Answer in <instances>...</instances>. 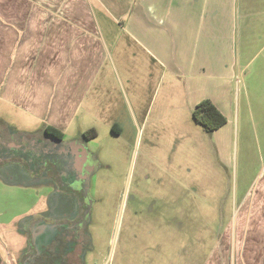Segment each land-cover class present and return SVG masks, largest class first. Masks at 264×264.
I'll return each mask as SVG.
<instances>
[{"label":"rangeland","instance_id":"374dc122","mask_svg":"<svg viewBox=\"0 0 264 264\" xmlns=\"http://www.w3.org/2000/svg\"><path fill=\"white\" fill-rule=\"evenodd\" d=\"M101 19L110 32L108 59L64 129L66 142L45 136L39 124L18 128L54 154L34 158L42 167L49 163L52 177L61 169L50 161L60 162L61 150L78 144L89 160L81 168L88 174L86 195L84 181L77 179L78 189L68 174L55 175L57 185L47 187L0 180V257L18 259L30 241L40 251L58 227L87 212L81 220V264H205L217 257L221 264L232 258L264 264V197H241V186L259 169V119L250 120L252 109L244 115L240 106L237 123L234 99L228 164L222 157L226 143L193 121L173 75L159 83V69L131 48L122 28ZM5 117L10 118L0 110ZM91 130L94 137L82 136ZM78 195L80 208L70 200Z\"/></svg>","mask_w":264,"mask_h":264},{"label":"crops","instance_id":"0c3cea01","mask_svg":"<svg viewBox=\"0 0 264 264\" xmlns=\"http://www.w3.org/2000/svg\"><path fill=\"white\" fill-rule=\"evenodd\" d=\"M101 17L159 69V83L173 75L190 114L209 100L226 118L213 135L228 164L234 99L237 123L240 106L252 109L259 169L241 197H264V0H0V110L10 117L1 123L23 134L22 125L52 127L64 140L108 59Z\"/></svg>","mask_w":264,"mask_h":264},{"label":"flooded vegetation","instance_id":"af4514ba","mask_svg":"<svg viewBox=\"0 0 264 264\" xmlns=\"http://www.w3.org/2000/svg\"><path fill=\"white\" fill-rule=\"evenodd\" d=\"M111 129L112 131H117V134L120 133L118 127H111ZM38 141L39 140H37L33 135L19 133L14 129L3 125L0 121V161L5 160V162H8V159L9 161L11 160L9 157L19 158L20 162L23 163L26 168L25 174L39 179L41 174H46L47 176L50 175L48 170L49 163L47 162V164H44L42 167L40 162L38 160L35 161L34 158H40L42 153L52 156L54 154L49 153L45 149L43 150L42 146L38 145ZM55 141L58 144L66 142L63 139L62 141ZM69 145L70 144H68V151L61 150V154L65 153L64 159H61L58 163L55 160L50 161V163L52 162L54 165H57L54 166L55 168L61 169V171L54 173V177L55 175L61 176V174H68L70 177H75L76 181L74 185L78 189L81 188V184L77 179L84 181L82 189L84 190L85 196V192L87 191L86 177H88V174L85 176L84 171H82L81 168H83V164L87 163L88 159L82 158L81 154L83 153V149L78 144ZM15 150L18 154L13 153ZM27 155H31L32 157L28 158ZM84 176L85 178H83ZM54 177L51 176V179L53 185L55 184L56 186L57 184L54 182ZM55 178L57 179L58 177ZM47 186L48 185H46V187ZM82 196H73L70 200L74 205L80 208V204L83 199ZM87 214V212H84V216L75 217L71 220L68 226L58 227L56 235L49 246L43 247L40 251H37L34 248L35 246L30 241L29 250L19 256L18 259L12 260L10 257L7 259L5 257H0V264H81L80 258L82 250L79 244L81 226L83 225L81 220L84 219ZM78 225L80 226L78 227Z\"/></svg>","mask_w":264,"mask_h":264},{"label":"trees","instance_id":"16d2710c","mask_svg":"<svg viewBox=\"0 0 264 264\" xmlns=\"http://www.w3.org/2000/svg\"><path fill=\"white\" fill-rule=\"evenodd\" d=\"M191 116L193 121L201 126L207 134H212L226 123V118L209 100L200 101L192 110ZM44 134L54 140L62 141L63 133L52 127H45ZM86 139L94 137V132L91 130L82 135ZM11 160L5 162L0 161V180L9 185H22L25 187H33L38 185H49L52 183L51 175L41 174L38 179L30 175H26V168L19 158L9 157ZM25 175L28 177L25 181L19 180V176ZM30 176V177H29ZM16 178V179H14ZM28 241L30 238L28 237Z\"/></svg>","mask_w":264,"mask_h":264},{"label":"water","instance_id":"95a60500","mask_svg":"<svg viewBox=\"0 0 264 264\" xmlns=\"http://www.w3.org/2000/svg\"><path fill=\"white\" fill-rule=\"evenodd\" d=\"M235 216V215H234Z\"/></svg>","mask_w":264,"mask_h":264}]
</instances>
